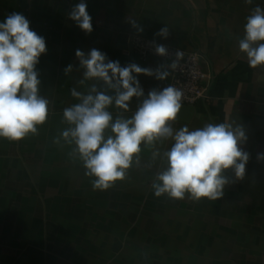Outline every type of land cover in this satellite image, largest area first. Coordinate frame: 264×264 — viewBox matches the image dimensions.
Listing matches in <instances>:
<instances>
[{"label": "crops", "instance_id": "crops-1", "mask_svg": "<svg viewBox=\"0 0 264 264\" xmlns=\"http://www.w3.org/2000/svg\"><path fill=\"white\" fill-rule=\"evenodd\" d=\"M79 2L0 0V22L21 13L45 38L47 51L36 70L40 95L51 102L38 135L15 142L0 138V264H264V159H258L264 154V66L250 67L238 49L246 17L264 0H84L91 33L69 19ZM164 27L167 38L157 35ZM136 36L202 56L207 98L189 123L173 122L174 130L222 122L243 126L246 173L237 180L227 170L221 198L154 195L151 185L167 166L163 154L171 139L142 144L125 180L105 191L93 189L78 156L69 155L72 146L53 143L68 127L61 122L63 109L78 102L71 89L86 92L101 83H79L84 69L76 50L98 49L121 66L162 65L139 58L130 45ZM68 65L72 70L65 73ZM137 78L145 97L171 80ZM140 102L133 98L128 111L114 105L109 111L114 118L131 117Z\"/></svg>", "mask_w": 264, "mask_h": 264}, {"label": "clouds", "instance_id": "clouds-1", "mask_svg": "<svg viewBox=\"0 0 264 264\" xmlns=\"http://www.w3.org/2000/svg\"><path fill=\"white\" fill-rule=\"evenodd\" d=\"M252 2L245 0L246 4ZM69 19L85 33L93 31L84 0L73 6ZM157 35L167 38L168 27ZM238 49L250 67L264 66V7L255 6L246 17ZM46 51L45 38L31 30L29 20L21 13L13 12L0 22V138L15 142L38 135L39 126L47 122L51 102L40 95L36 70ZM155 53L166 56L168 50L157 44ZM175 55L176 60L168 66L173 71L183 54L177 51ZM75 56L84 69L79 83H101L91 84L86 92L71 89V96L78 102L63 109L61 122L68 127L59 131L53 143L60 145L63 141L72 146L69 155L78 156L94 190L105 191L125 180L134 160L139 162L142 144L154 145L168 139L172 144L163 154L167 166L151 185L156 197L217 200L229 184L227 170L237 180L244 178L249 153L241 147L247 139L243 126L222 122L207 123L195 130L186 125L174 130L172 123L182 109V90L168 85L162 90H149L145 97L137 76L164 80L170 75L168 68H144L135 63L121 66L95 48L87 53L77 49ZM71 70L72 65H68L65 73ZM133 98L141 101L133 115L114 118L109 108L114 105L128 111ZM159 155L153 152L154 159ZM258 159H264V154Z\"/></svg>", "mask_w": 264, "mask_h": 264}, {"label": "built area", "instance_id": "built-area-1", "mask_svg": "<svg viewBox=\"0 0 264 264\" xmlns=\"http://www.w3.org/2000/svg\"><path fill=\"white\" fill-rule=\"evenodd\" d=\"M161 43H155L143 37H132L130 45L133 51L139 56L142 61H147L155 58L161 61L165 68L176 60V52H182V58L178 61V68L173 71L168 68L170 72V84L182 90V108L195 107L197 104L203 102L207 98L206 81L209 79L208 75L202 70L201 61L202 56L198 52H186L177 49L167 44L164 45L168 54L160 56L155 53V46Z\"/></svg>", "mask_w": 264, "mask_h": 264}, {"label": "water", "instance_id": "water-1", "mask_svg": "<svg viewBox=\"0 0 264 264\" xmlns=\"http://www.w3.org/2000/svg\"><path fill=\"white\" fill-rule=\"evenodd\" d=\"M194 112L195 107H183L177 121L182 123H189L194 116Z\"/></svg>", "mask_w": 264, "mask_h": 264}]
</instances>
